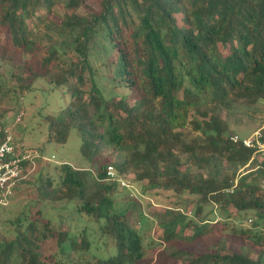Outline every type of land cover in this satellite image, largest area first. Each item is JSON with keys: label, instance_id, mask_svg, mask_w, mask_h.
<instances>
[{"label": "trees", "instance_id": "16d2710c", "mask_svg": "<svg viewBox=\"0 0 264 264\" xmlns=\"http://www.w3.org/2000/svg\"><path fill=\"white\" fill-rule=\"evenodd\" d=\"M57 3L65 15L51 22L55 36L38 41L28 21ZM84 3L0 0V90L19 101L40 78L67 90L71 101L48 117L50 129L58 143L77 129L94 167L65 163L58 178L40 184L44 199L64 203L66 213L37 208L18 217L15 238L0 244V264H146L144 236L130 221L139 205L117 201L120 186L105 179L109 164L146 181L144 193L166 207L153 214L164 244L154 264L166 256L179 264H264V157L231 140L229 121L237 106L264 104V0H102L99 12L82 14ZM160 190L174 200L164 204ZM191 204V215L179 210ZM214 205L218 219L207 211ZM251 215L250 228L230 225ZM89 224L111 240L107 256L92 251ZM212 231L250 244L191 247Z\"/></svg>", "mask_w": 264, "mask_h": 264}, {"label": "rangeland", "instance_id": "374dc122", "mask_svg": "<svg viewBox=\"0 0 264 264\" xmlns=\"http://www.w3.org/2000/svg\"><path fill=\"white\" fill-rule=\"evenodd\" d=\"M101 8L102 0H85L80 13L87 14L99 12ZM64 15L65 9L62 3H57L50 14L47 15L46 10L41 9L36 13L35 17L28 21V23L30 28L37 34V40L45 43L48 39L46 35L55 36V33L50 29L51 22L61 23ZM137 22L136 20V24ZM136 24L134 23L129 29L130 34L136 29ZM71 56L75 57L74 53H71ZM75 60L77 59L75 58ZM0 72L3 73L1 67ZM107 79L108 78L105 76L102 81L105 86L110 85ZM0 84H3L2 86L4 87V82L1 79ZM3 91L6 90H0V125L12 122L16 115L23 110L25 114L15 131L18 141L24 143L26 146L39 148L44 154L54 156L56 161L48 163L41 162L37 171L28 180L25 182L20 181L19 185L14 190V194L8 206H0V244L1 242L3 243L15 238L17 234L16 220L20 216L23 217L25 213L29 214L34 212L37 208H41L44 211L47 209L50 214L56 216L65 215L66 208L64 207V203L44 199L43 187L42 185L40 186L47 178H58L60 176L61 163L71 164L76 169H94L91 163L84 159L81 154V136L77 129L72 128L65 143H58L55 140V135H53L50 129L48 117L57 116L71 101L70 94L67 90L64 92L63 87L58 88L51 84L48 79L40 78L35 82L34 88L31 91L20 96L19 101L12 100L11 94L6 95ZM237 110V114L229 118L230 127L235 132L234 134L248 137L263 126L264 104H259L252 107L250 110L237 106ZM186 132L189 137H195L197 135V133L191 131L190 126L186 128ZM110 154H113L112 151L106 153V155ZM254 156L259 160H262L264 157L262 153H255ZM243 171L244 168H241L240 172ZM124 175L130 178L134 188L131 191L130 189L126 190L118 187L117 201L122 206L124 204H133L134 202L138 203L139 211L136 210L132 213L130 221L144 236L146 264H154L159 257V252L164 249V244L161 243L163 231L154 220L153 214L164 212L166 207L162 204H157L156 199L144 193L143 186L147 184L146 181H137L133 172L124 173ZM261 185L264 187V179H261ZM155 192L156 191L153 190V193ZM158 196L164 204H168L170 201L174 200L171 191L160 190L158 191ZM193 209L194 207L191 204L188 208L183 207V209L180 208L179 210L191 215ZM210 209L217 211V206L207 207V211ZM216 211L213 214V218L218 219L219 213ZM140 212L147 215L144 214L142 218ZM250 218L253 219L254 217L251 215L243 218H236L230 221V225H238L244 229L250 228L252 222H247ZM65 225L64 229L68 226L67 224ZM82 225L83 224H78V229H80ZM89 227L88 237L94 241L92 251L99 256H107L111 249L106 245L105 241H107L110 246L111 240L104 236L103 238L101 236H96V234L93 233L94 229L97 228L96 224H89ZM187 234L189 237L192 236L191 231H187ZM218 241L227 244L228 249L232 251H244L250 244L248 238L233 232L216 233L212 231L202 238L191 241L192 243H190V245L194 250L204 252L208 247L212 250H217L219 247ZM53 247V243L48 244L46 246V252H54L55 249H52ZM253 256H256V251L253 252ZM164 263L179 264L177 260L167 256L164 258Z\"/></svg>", "mask_w": 264, "mask_h": 264}, {"label": "built area", "instance_id": "2783aa9c", "mask_svg": "<svg viewBox=\"0 0 264 264\" xmlns=\"http://www.w3.org/2000/svg\"><path fill=\"white\" fill-rule=\"evenodd\" d=\"M25 112L21 110L10 123L0 125V206L5 207L11 202L15 188L20 181L28 180L38 169L41 162H55L54 156L44 154L39 148L29 147L18 141L16 137L17 126L23 119ZM264 124L251 136L242 137L238 134L231 136L235 143H242L247 148L256 149L255 153L264 154L262 141ZM58 163V162H57ZM65 164V163H61ZM106 181L118 184L121 188L132 189L134 186L126 175L109 164L106 168ZM236 185V184H235ZM232 189H228L231 192ZM147 215V214H145ZM247 222H252L248 219Z\"/></svg>", "mask_w": 264, "mask_h": 264}]
</instances>
